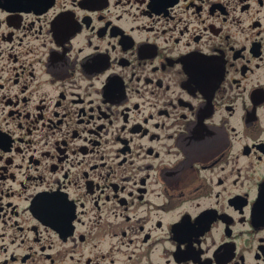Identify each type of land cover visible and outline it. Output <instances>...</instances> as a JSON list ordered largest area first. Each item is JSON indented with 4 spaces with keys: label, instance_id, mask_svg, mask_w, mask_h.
I'll return each instance as SVG.
<instances>
[{
    "label": "flooded vegetation",
    "instance_id": "1",
    "mask_svg": "<svg viewBox=\"0 0 264 264\" xmlns=\"http://www.w3.org/2000/svg\"><path fill=\"white\" fill-rule=\"evenodd\" d=\"M0 264H264V0H0Z\"/></svg>",
    "mask_w": 264,
    "mask_h": 264
}]
</instances>
